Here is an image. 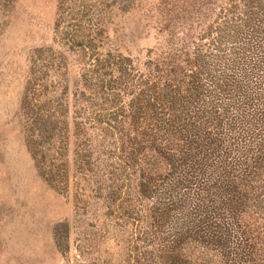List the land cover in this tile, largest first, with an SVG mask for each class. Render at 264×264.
I'll return each mask as SVG.
<instances>
[{
	"label": "trees",
	"instance_id": "obj_1",
	"mask_svg": "<svg viewBox=\"0 0 264 264\" xmlns=\"http://www.w3.org/2000/svg\"><path fill=\"white\" fill-rule=\"evenodd\" d=\"M119 1L73 0L55 27L44 60L61 76L80 67L92 102L86 121L50 98L28 117L39 175L64 192L90 175L107 215L131 227L128 264H264V0H177L142 56L107 42L102 9ZM31 77L23 111L31 86H52Z\"/></svg>",
	"mask_w": 264,
	"mask_h": 264
},
{
	"label": "rangeland",
	"instance_id": "obj_2",
	"mask_svg": "<svg viewBox=\"0 0 264 264\" xmlns=\"http://www.w3.org/2000/svg\"><path fill=\"white\" fill-rule=\"evenodd\" d=\"M175 1L120 0L112 14L102 9L110 29L107 42L120 52L144 55L155 43L156 18L173 9ZM72 3L0 0V264H128L131 227L107 215L93 185L86 186L84 178L91 176L73 173L69 191H58L39 175L26 146V135L36 127L28 117H34L44 100L50 98L55 110L69 104L76 121H86V109L91 108L90 92L80 95L81 68L72 66L61 76L51 69L50 58L44 60L49 47L59 49L55 27L68 28L66 10ZM30 76L36 84L46 81L52 86L47 95L44 89L35 94L38 86H31L23 111ZM59 119L56 115L54 122L59 124ZM97 138L89 142L92 149L102 144ZM69 144V160L79 159L83 146L72 137ZM94 153L97 160L105 157Z\"/></svg>",
	"mask_w": 264,
	"mask_h": 264
}]
</instances>
